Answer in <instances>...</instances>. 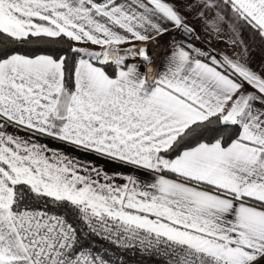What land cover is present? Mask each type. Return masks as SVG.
Listing matches in <instances>:
<instances>
[{"label": "snow or ice", "instance_id": "6c2138e0", "mask_svg": "<svg viewBox=\"0 0 264 264\" xmlns=\"http://www.w3.org/2000/svg\"><path fill=\"white\" fill-rule=\"evenodd\" d=\"M129 254L264 264V0H0V264Z\"/></svg>", "mask_w": 264, "mask_h": 264}, {"label": "built area", "instance_id": "2783aa9c", "mask_svg": "<svg viewBox=\"0 0 264 264\" xmlns=\"http://www.w3.org/2000/svg\"><path fill=\"white\" fill-rule=\"evenodd\" d=\"M189 39H191V38H189ZM168 43H169V37L168 36H165V37H162L161 38L160 43H159L158 46L157 45H153V46L150 47V53H151V55L153 56V59H154L153 65H155L154 67H152L153 65L151 66V68L149 70L150 74L154 73L155 68H156V64L159 63L160 57L167 50ZM193 43H195L197 46L202 47V48H205L206 47L205 43H203L202 41H196V40H194ZM207 47H212V46L209 45ZM152 68H154V69H152Z\"/></svg>", "mask_w": 264, "mask_h": 264}, {"label": "crops", "instance_id": "0c3cea01", "mask_svg": "<svg viewBox=\"0 0 264 264\" xmlns=\"http://www.w3.org/2000/svg\"><path fill=\"white\" fill-rule=\"evenodd\" d=\"M193 22H194V23H197V25H198V22H196V21H193ZM197 31H198V32L200 31L199 26L197 27ZM201 36H202L205 40L207 39L206 37L203 36V33H201ZM245 36H246V38H247V33H245ZM211 46H212L213 48H216V49H220V48L223 47L222 45L216 44L215 42H213V43L211 44ZM89 47H95V46H91V45H89ZM256 47L259 48V45L257 44ZM254 56H255V58H256V64L258 65V64H259V61H260V54H259V51L255 52V53H254ZM154 66H155V65H153L152 67H154ZM152 69H154V68H152ZM107 167H111V166L109 165V166H107Z\"/></svg>", "mask_w": 264, "mask_h": 264}, {"label": "trees", "instance_id": "16d2710c", "mask_svg": "<svg viewBox=\"0 0 264 264\" xmlns=\"http://www.w3.org/2000/svg\"><path fill=\"white\" fill-rule=\"evenodd\" d=\"M127 260V264H156L154 261H142L139 256H132L131 254L124 257Z\"/></svg>", "mask_w": 264, "mask_h": 264}]
</instances>
